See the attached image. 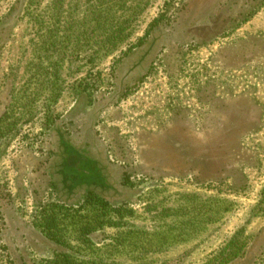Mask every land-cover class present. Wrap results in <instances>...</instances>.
Segmentation results:
<instances>
[{
    "label": "rangeland",
    "instance_id": "obj_1",
    "mask_svg": "<svg viewBox=\"0 0 264 264\" xmlns=\"http://www.w3.org/2000/svg\"><path fill=\"white\" fill-rule=\"evenodd\" d=\"M234 239L264 264V0H0V264H209Z\"/></svg>",
    "mask_w": 264,
    "mask_h": 264
},
{
    "label": "trees",
    "instance_id": "obj_2",
    "mask_svg": "<svg viewBox=\"0 0 264 264\" xmlns=\"http://www.w3.org/2000/svg\"><path fill=\"white\" fill-rule=\"evenodd\" d=\"M122 30L116 31L114 36L121 34ZM77 154V153H76ZM79 154V153H78ZM66 160L70 165V168L74 166L80 160L77 155L67 156ZM97 199L94 201V204H97L98 207H101L99 214L96 217H93L89 220H83V226L80 228V232L82 231V235L80 236L84 240H79L81 242H86V244L91 243L92 240H85L86 237L90 236L93 231L105 226L108 219L107 216L110 212V205L107 202H104L102 198L96 196ZM45 228H47V233L52 236L54 239L58 237L56 234L59 232L61 234L60 223L53 220L49 223H44ZM61 238V237H60ZM60 243H67V240H55ZM247 246L246 240L234 239L229 240L225 244V246L218 252L216 256H214L211 260H209V264H241L245 249ZM69 247V246H67ZM159 248L161 246L159 245ZM264 255V249L261 254L258 255L256 261H259L261 257ZM259 264V262H257ZM256 263V264H257ZM51 264H104L103 262L97 260H78L73 258L69 252H62L57 256L56 259L51 261Z\"/></svg>",
    "mask_w": 264,
    "mask_h": 264
}]
</instances>
